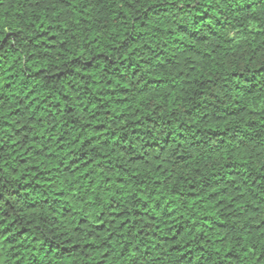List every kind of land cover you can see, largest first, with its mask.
Listing matches in <instances>:
<instances>
[{
	"label": "trees",
	"instance_id": "1",
	"mask_svg": "<svg viewBox=\"0 0 264 264\" xmlns=\"http://www.w3.org/2000/svg\"><path fill=\"white\" fill-rule=\"evenodd\" d=\"M0 264H264V0H0Z\"/></svg>",
	"mask_w": 264,
	"mask_h": 264
}]
</instances>
